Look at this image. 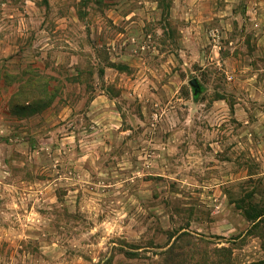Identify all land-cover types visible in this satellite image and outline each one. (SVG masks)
Returning a JSON list of instances; mask_svg holds the SVG:
<instances>
[{
	"label": "rangeland",
	"instance_id": "obj_1",
	"mask_svg": "<svg viewBox=\"0 0 264 264\" xmlns=\"http://www.w3.org/2000/svg\"><path fill=\"white\" fill-rule=\"evenodd\" d=\"M0 264H264V0H0Z\"/></svg>",
	"mask_w": 264,
	"mask_h": 264
},
{
	"label": "water",
	"instance_id": "obj_2",
	"mask_svg": "<svg viewBox=\"0 0 264 264\" xmlns=\"http://www.w3.org/2000/svg\"><path fill=\"white\" fill-rule=\"evenodd\" d=\"M190 86L193 89L194 95H197L200 92V85L196 79L189 82Z\"/></svg>",
	"mask_w": 264,
	"mask_h": 264
}]
</instances>
